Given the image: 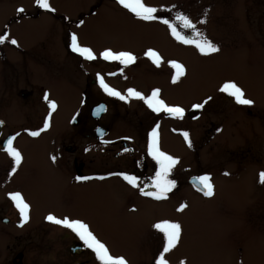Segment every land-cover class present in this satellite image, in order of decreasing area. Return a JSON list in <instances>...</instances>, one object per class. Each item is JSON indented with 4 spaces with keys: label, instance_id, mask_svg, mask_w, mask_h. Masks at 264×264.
<instances>
[{
    "label": "rangeland",
    "instance_id": "1",
    "mask_svg": "<svg viewBox=\"0 0 264 264\" xmlns=\"http://www.w3.org/2000/svg\"><path fill=\"white\" fill-rule=\"evenodd\" d=\"M142 2L146 6L157 8L156 15L161 19H168L186 38L201 39L195 33H202L203 37L217 45L219 51L201 55L194 45H185L175 40L167 25L161 23L160 19L139 20L117 4L116 0H108V3L104 2L94 15L72 31L78 37L79 44L91 48L94 53L111 49L129 51L136 56L134 65L125 66L131 67L127 72L129 78L124 80L119 77L118 72L124 65L118 62L119 70H115L118 71L115 77L109 78L111 82L114 79L120 87H127L128 83L123 82L129 81L131 88L145 96L150 95L153 89H160V98L166 103L189 105L193 102H203L202 99L208 97L212 100L220 86L232 81L244 91L245 98L253 101V104L244 106L264 111V43L255 42L250 29L242 26V23L245 24V14L251 19L247 20L253 24L252 27L264 24V19L258 20L262 14L259 10L264 11V0ZM49 3L55 11L75 15L82 9L88 10L94 2L49 0ZM255 3L258 4L256 8L253 7ZM21 7H29L27 0H0V31ZM177 13L187 15L194 23L195 31L180 27V22L175 19ZM40 19L28 21L27 26L24 23L22 26L10 28L17 34L12 37H19L22 56H25V51L31 58L42 55L43 50L34 43L43 34L47 23L44 17ZM200 20L206 22L201 24ZM235 29L239 33L234 37ZM189 32L191 37L187 35ZM253 33L256 39H264L263 33ZM234 38L235 42L232 44ZM149 48L157 51L162 57L159 67L144 56V52ZM0 51L8 52L4 47H1ZM65 61L70 65L73 63L69 58ZM169 61H176L185 68V75L175 84L171 82L175 70L171 68ZM116 63L117 61H113V64ZM99 64L98 58L97 72H102L104 68ZM105 68L107 71L108 67ZM5 70L8 73V67ZM103 96L108 95L97 90L94 100L98 101ZM63 98L65 102L61 103V106H64L59 109V115L68 119L66 114L68 110L74 109L75 95L71 93ZM159 119L155 125L159 127L162 141L174 143L176 146L169 131L171 121L165 117ZM109 122L110 116L107 113L100 123L108 126ZM115 130L119 134L124 133L123 125L118 122L112 128L114 135ZM34 145L35 148H29L21 160L20 174L1 184L2 189L7 191L18 190L28 201L29 222L21 230L34 231L33 238L44 235L43 226L47 221L45 216L50 213L58 218L67 216L80 219L90 226V230L111 253L122 256L129 262V259L135 261L141 251L146 252L148 248L157 249L158 246L162 251L163 235L152 225L161 220H169L178 222L182 231L177 246L165 254L168 264H181L182 261L184 264H264V216H258L261 206L247 207L249 197L246 195V189L243 186L232 187L230 182L218 180L204 161L198 165L197 171L212 175L216 186L212 198L196 201L188 192H183L175 200V196H172L167 202L133 208L130 203H121L118 193L108 190V181L68 185L58 169L60 163L56 158V145L51 141ZM17 146L18 144L14 145L15 148H18ZM100 151L103 149L99 147L87 154L95 156ZM165 153L178 158L184 156L183 149L167 150ZM52 157H55V161ZM183 162L187 166L186 155ZM181 166L182 163L179 162L177 168L180 176L183 174V170L179 168ZM253 198L254 196H251V199ZM180 204H185L186 207L177 211ZM32 245L43 247L40 242ZM19 249H22V243L19 244ZM141 259L142 256L138 261Z\"/></svg>",
    "mask_w": 264,
    "mask_h": 264
},
{
    "label": "flooded vegetation",
    "instance_id": "2",
    "mask_svg": "<svg viewBox=\"0 0 264 264\" xmlns=\"http://www.w3.org/2000/svg\"><path fill=\"white\" fill-rule=\"evenodd\" d=\"M27 2L29 7L22 13L16 12L14 16H11L8 24L0 31V34L7 32L10 40L13 38L12 35L16 34L15 30L13 33L10 29L11 26H22L24 23L27 26L28 21L41 20V17L47 19L43 34L34 41L35 45L43 50L41 56L31 58L27 56L26 51L25 56H22L18 36L17 45H12L10 42L0 43V48L4 47L8 50L7 53L0 51V264H99L94 253L85 248L74 233L59 225L46 221L43 226L44 235L36 238H33L34 231L21 230L29 219L19 226V212L9 198L10 193L19 191H7L1 187L5 180L21 172L20 165L15 173L11 172L13 162L2 148L8 137H15L13 147L18 144L16 149L21 153L22 159L29 148H35L34 144L53 142L56 145V158L60 163L58 164L59 172L67 180L68 185L99 180L108 181V190L118 193L119 201L121 203L125 201L126 205L130 203L133 208L144 204L167 202L172 196H175V200L183 192H188L196 201L212 198L216 191L212 175L197 171L198 165L204 161L218 180L230 182L232 187L243 186L249 197L247 207L260 208L261 206L258 216H264V184L258 182V173L264 171V111L238 105L234 98L219 90H216L215 97L202 109H193L192 105L197 102L189 105L169 103V105L185 109L182 118H174L163 112L153 113L143 101L135 98L123 101L108 95L103 96L104 99L94 100L97 90L103 91L97 81L98 74L105 83L125 96L126 90L131 88L129 81H124L129 78L127 72L131 67L123 66V71L118 72L115 71L119 70L118 62L113 64V61L100 58V53L104 50L98 54L94 53L97 58L88 61L72 52L69 47L72 29L80 26V21L84 22L94 15L104 2L108 3V0H93L94 3L88 10L82 9L75 15L58 11L48 12L39 9L35 0H27ZM257 5L255 3L253 7L256 8ZM259 11L262 14L259 15L258 20L264 19L262 18L264 11ZM247 16L248 14H245V24L242 23V26L250 29L249 32L253 34L255 42L264 43L262 37V39L260 37L256 39L253 33L264 34V24L252 27L253 24L249 22L251 19ZM239 17L241 18V15ZM235 23L238 24L237 21ZM238 33L235 29L234 37ZM187 35L191 37L192 34L189 32ZM234 42L235 38L232 44ZM68 58L73 62L71 65L65 61ZM98 58L99 66L104 68L102 72H97ZM6 67H8V73L5 72ZM105 67H108L107 71ZM117 72L120 73L119 77L124 79L123 83H128L127 87H120L117 81H113L114 79H112L113 83L109 80L115 77ZM109 73H115V75H109ZM45 93L57 105L50 116V110L44 99ZM71 93L75 95L74 109L67 111L68 119H63L62 115H59V109L64 106H61V103L65 102L63 97ZM58 94L61 97H58ZM100 103L105 104L106 110L96 119L91 116V109ZM107 113L110 116V122L108 126H104L100 120ZM160 117L171 121L169 131L171 139L176 143L175 146L174 143L163 142L158 127L160 150L165 152L183 149L184 156L188 157V163L186 166L183 162L184 156L175 157L178 163H182L179 168L183 170V174L180 176L177 163L169 174V179L174 180L176 186L167 193L166 199L155 200L141 195L138 188L154 191L150 184L157 165L148 156L147 142L148 133L157 126L155 124ZM45 118L49 120V127L41 131L37 137L30 136L29 132L40 131L43 128ZM116 122L123 125V134H119L116 130V135L112 134V128ZM98 127L104 130L101 136L96 135ZM183 132L189 134L191 146L184 141L181 134ZM99 147L103 151L97 155L87 154ZM119 173L137 177L138 188L127 184L118 175ZM204 175L210 177V183L213 185L211 197H205L203 191L199 190L202 186L197 178ZM78 176H87L91 179L78 181L76 180ZM251 196L254 198L251 199ZM23 198L27 203L24 196ZM37 242H40L43 247L32 245ZM20 243H22V249H19ZM159 253L158 246L157 249L148 248L146 252L142 250L138 255L136 260L138 261L142 256L140 261L129 259L127 262L128 264H155V258ZM110 254L116 256L111 251Z\"/></svg>",
    "mask_w": 264,
    "mask_h": 264
},
{
    "label": "snow or ice",
    "instance_id": "3",
    "mask_svg": "<svg viewBox=\"0 0 264 264\" xmlns=\"http://www.w3.org/2000/svg\"><path fill=\"white\" fill-rule=\"evenodd\" d=\"M116 3L121 5L124 9H127L135 16V18L139 20L153 21L160 19L161 23L167 25L171 36L175 40L185 45H194L201 55H209L210 53H216L219 51L217 45L206 37H203L202 33H195L197 36H200L201 39L191 40L186 38L177 30L176 26L169 22L168 19H161L156 15L158 11L157 8L146 6L142 0H116ZM35 4L39 9H43L48 12L55 11V9L51 7L49 0H35ZM23 11L24 9L22 7L17 9L18 13H22ZM175 19L180 22V27L195 31V25L187 15L177 13ZM205 22V20L199 21L201 24ZM80 23L82 24L83 21H80ZM5 42H10L12 45H17L18 43L14 38L9 40L7 32L0 34V43ZM69 47L71 48L72 52L77 53L85 60L92 61L97 58L91 48L81 46L78 43V37L74 33L70 36ZM144 56L147 57L157 67L160 66L162 57L157 51L149 48L144 52ZM100 58L105 61H117L120 65L124 66L133 64L137 59L136 56L129 51H113L111 49H105L103 52H101ZM168 63L170 64L171 68L175 70L174 74L171 76V82L175 84L180 79V77L185 75V68L182 64L176 61H169ZM109 75H115V73H109ZM97 81L99 82L100 88L109 96L117 97L123 101H127L128 98H135L137 100L143 101L147 108L153 113L163 112L174 118H182L184 116V108L180 106L169 105L162 98H160V89H153L150 95L145 96L143 93L133 88H128L126 90L127 95L125 96L105 83L104 79L99 74L97 75ZM218 90L219 92L226 93L228 96L234 98L235 103L238 105L253 104L251 99L245 98L244 91L235 82H225ZM44 99L47 102L48 108L50 110V116L51 112L57 107L56 102L50 100L47 93L44 94ZM209 100H211V97H208L201 103L193 104L192 107L193 109H202ZM103 110V106H100L97 109V112ZM48 127L49 120L48 118H45L43 128H41L40 131H31L29 132V135L32 137H37L40 135L41 131L46 130ZM181 134L184 138V141L189 146H191L189 134L187 132H183ZM14 138L15 137H8L6 142H4L2 145L3 150L8 154L13 162V166L11 168L12 173L16 172V169L22 160L21 153L15 147H13ZM147 153L157 165L155 175L151 178L150 184V187L154 189V191H145L144 188H138L137 177L133 175H128L125 173H119L118 175H120L122 179L126 181L131 187L138 188L141 195L152 197L155 200L166 199L167 193H169L176 186V182L172 179H169V174L173 167L178 163V159L160 150L158 126L153 127L148 133ZM52 159L55 161V157H52ZM224 174L228 175V173ZM88 179H91V177H76V180L78 181ZM100 179H103V177H100ZM197 180L202 186L199 190L203 191V195L205 197H211L213 195V185L210 183V177L208 175H204L198 177ZM258 182L264 184V171L258 173ZM9 198L12 200L14 206L19 212V226H22L29 219L30 205L25 202L22 194L19 192L10 193ZM185 207V204H180L177 211H182ZM45 220L51 222L52 224L68 229L74 233L75 236L78 237L80 241H82L84 247L94 253L95 259L99 262V264H128L124 257L113 256L110 254L107 246L96 237V235L90 230V226L83 220L72 219L67 216L58 218L51 213L45 216ZM152 227L163 235L162 251H160L159 255L155 258V264H168V261L165 259V254L177 246L181 238V225L178 222L161 220L153 224ZM181 264H184V262L182 261Z\"/></svg>",
    "mask_w": 264,
    "mask_h": 264
},
{
    "label": "water",
    "instance_id": "4",
    "mask_svg": "<svg viewBox=\"0 0 264 264\" xmlns=\"http://www.w3.org/2000/svg\"><path fill=\"white\" fill-rule=\"evenodd\" d=\"M100 106H103V109H104V110H103V111H99V112H97V109H98ZM105 110H106V106H105V104H104V103H100V104H98V105L92 107V109H91V116L97 119V118L100 117V115H101L102 113L105 112ZM103 132H104V130H103V128H101V127H98V128L96 129V135H97V136H101V135H103Z\"/></svg>",
    "mask_w": 264,
    "mask_h": 264
}]
</instances>
